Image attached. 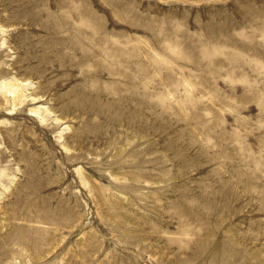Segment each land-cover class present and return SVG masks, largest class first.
<instances>
[{
    "label": "rangeland",
    "instance_id": "obj_1",
    "mask_svg": "<svg viewBox=\"0 0 264 264\" xmlns=\"http://www.w3.org/2000/svg\"><path fill=\"white\" fill-rule=\"evenodd\" d=\"M0 26L38 98L0 96V264H264V0H0Z\"/></svg>",
    "mask_w": 264,
    "mask_h": 264
},
{
    "label": "bare ground",
    "instance_id": "obj_2",
    "mask_svg": "<svg viewBox=\"0 0 264 264\" xmlns=\"http://www.w3.org/2000/svg\"><path fill=\"white\" fill-rule=\"evenodd\" d=\"M0 31L3 32V29L1 26H0ZM1 46H3V43ZM30 88H31L30 83L27 81H20V80H17L15 78L0 79V96L3 97L4 100L7 97H10L12 100L13 107H16V106L22 104V102L26 99L31 100V101H36V99H38V98H36V96H33L28 91V89H30ZM46 110H47V108L44 106V107H39V109H36V110L32 109L30 111L32 113L41 114L43 111L46 112Z\"/></svg>",
    "mask_w": 264,
    "mask_h": 264
}]
</instances>
